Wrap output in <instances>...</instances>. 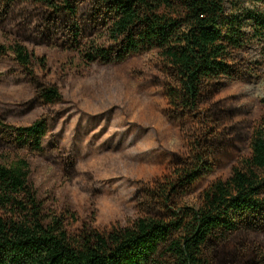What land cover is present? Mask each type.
I'll use <instances>...</instances> for the list:
<instances>
[{"label":"trees","instance_id":"1","mask_svg":"<svg viewBox=\"0 0 264 264\" xmlns=\"http://www.w3.org/2000/svg\"><path fill=\"white\" fill-rule=\"evenodd\" d=\"M58 26L90 71L154 56L137 100L182 144L130 188V215L114 223L39 194L26 156L50 157L47 118L17 126L0 114V264H264V112L247 123L225 95L258 71L246 53L264 37V0H0V64L29 107L57 113L68 74L49 61L47 34ZM55 162L72 187L95 185L80 160ZM193 193L198 207L185 203Z\"/></svg>","mask_w":264,"mask_h":264},{"label":"rangeland","instance_id":"2","mask_svg":"<svg viewBox=\"0 0 264 264\" xmlns=\"http://www.w3.org/2000/svg\"><path fill=\"white\" fill-rule=\"evenodd\" d=\"M245 5L258 8L249 3ZM227 11L233 12L229 3ZM245 30L250 28L247 26ZM83 36L94 39V29L85 28ZM66 37L62 26L51 27L47 34L49 44L55 47L47 51L49 61L68 74V83L61 92L64 110L57 113L40 104L29 107L30 92L22 82L17 83V72L5 62L0 64V114L6 113L7 119L17 126H29L40 117L47 118L50 129L42 148L50 157L26 156L31 181L39 194L59 208L85 211L117 223L118 219L130 215L126 198L130 188L147 177L152 163H162L169 153L176 151L182 138L144 102L137 100L154 56H134L122 64L101 65L90 71L80 66L72 46L63 47ZM246 56L251 67H258L257 73L249 81L230 86L225 95L233 97L250 123L264 112L259 104L264 99V37L252 38ZM58 160H62L64 167L80 160L95 185L87 186V190L69 185L55 162ZM218 169L217 165L202 169L199 180L209 178ZM185 203L198 207L196 193L188 195Z\"/></svg>","mask_w":264,"mask_h":264}]
</instances>
